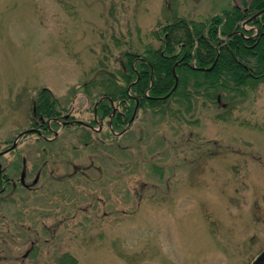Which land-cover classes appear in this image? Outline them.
I'll list each match as a JSON object with an SVG mask.
<instances>
[{"label": "rangeland", "instance_id": "obj_1", "mask_svg": "<svg viewBox=\"0 0 264 264\" xmlns=\"http://www.w3.org/2000/svg\"><path fill=\"white\" fill-rule=\"evenodd\" d=\"M242 2L0 0V150L30 131L0 154L17 163L13 179L24 158L29 184L0 206V264H54L65 251L79 264H252L264 252V81L196 99L185 121L139 109L113 140L106 126L86 145L74 123L46 139L29 130L40 91L85 123L93 91L81 84L100 63L157 46L151 32L173 16L204 21Z\"/></svg>", "mask_w": 264, "mask_h": 264}, {"label": "trees", "instance_id": "obj_2", "mask_svg": "<svg viewBox=\"0 0 264 264\" xmlns=\"http://www.w3.org/2000/svg\"><path fill=\"white\" fill-rule=\"evenodd\" d=\"M263 8L264 0H243L241 6L232 5L204 21L173 16L151 32L157 46L149 43L140 52L124 50L117 58L118 68L100 63L94 75L98 80L81 87L85 94L93 91V103L107 97L96 108L98 115L108 118L103 137L113 140L131 127L135 117L128 121L136 102L137 111L185 121L196 99L215 104L224 93L255 89L264 81V12L251 17ZM247 18L250 29L242 26ZM32 102L31 116L43 121L44 127L48 120L59 118L60 102L49 90L40 91ZM82 130L80 140L89 144L92 131ZM7 177L0 174V206L11 202ZM35 248L32 242L28 251ZM54 264L79 263L65 251L54 255Z\"/></svg>", "mask_w": 264, "mask_h": 264}, {"label": "flooded vegetation", "instance_id": "obj_3", "mask_svg": "<svg viewBox=\"0 0 264 264\" xmlns=\"http://www.w3.org/2000/svg\"><path fill=\"white\" fill-rule=\"evenodd\" d=\"M248 19L249 18H247L246 20L248 21ZM106 99L107 98L105 96H102L98 100L94 101V103H93V108L94 109L92 111V118L88 119L87 122H85V123L81 122V121H78V120H74L73 115L70 114L69 110H67V112L66 111H61L58 119H54L53 121H47L45 127L43 125V121H40L39 123L35 121V124L38 125V128L37 127H32L29 130H32V133L38 134L39 136H41L44 139H46L45 136H44L45 132L51 131L54 134H56V129H59V128L63 127V126H67V125L72 124L75 121H78V123H74V124L75 125H80L82 128H84L86 130H90L92 132L97 131L96 133H98L100 131V129L103 128V126L106 125V121H107L108 118L106 116L104 117L102 115H98L96 108H97V105H98L99 102H102L103 100H106ZM114 111L115 110L112 111L110 116L114 115ZM53 123L55 124V126L52 125ZM94 125H96L97 128L98 127L99 128L96 130ZM14 149L10 150V152L13 151ZM13 163H14V160L13 161L11 160L10 162L8 161L7 163H2L0 161V174H2V177L7 174V171L10 169V166ZM25 165H26L25 164V160H24V158H22L21 159V166L19 168L18 177H16V179H13V178H10V177L5 178L6 183H9L11 188H12V190H11L12 192L10 191V193H8L9 195H13L14 192L16 191L17 187H21V188H25V189L29 188L28 187L29 184H27V182H26V176L27 175H26V172H25ZM17 170H18V168H17ZM21 174H23V176H24L22 180L20 179ZM36 183H37V178H34L33 181L31 182V184H36ZM2 190H3V188H2Z\"/></svg>", "mask_w": 264, "mask_h": 264}, {"label": "water", "instance_id": "obj_4", "mask_svg": "<svg viewBox=\"0 0 264 264\" xmlns=\"http://www.w3.org/2000/svg\"><path fill=\"white\" fill-rule=\"evenodd\" d=\"M262 12H264V8H263L262 10H260L259 12H257L256 14H254L252 17L257 16V15H259V14L262 13ZM175 85H176V82H175ZM175 85H174V86H175ZM135 113H136V107H135V109H134V111H133V116H132V118L134 117ZM132 118H131V119H132ZM27 132H28V131H23V132L19 133V134L16 136L15 140L13 141L12 145H11L9 148H7V149L1 151L0 154H4V153L8 152L9 150L13 149V148L16 146V144H17V140H18V138L21 137L22 135L26 134ZM23 177H24L23 174H21L20 179L22 180ZM252 264H264V252H263L262 254H260Z\"/></svg>", "mask_w": 264, "mask_h": 264}]
</instances>
